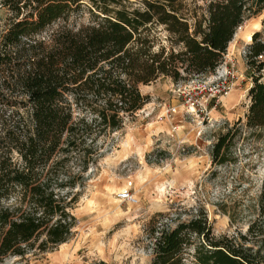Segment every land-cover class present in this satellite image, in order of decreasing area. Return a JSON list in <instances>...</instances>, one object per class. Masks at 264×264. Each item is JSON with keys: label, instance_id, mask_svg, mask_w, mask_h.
<instances>
[{"label": "trees", "instance_id": "obj_1", "mask_svg": "<svg viewBox=\"0 0 264 264\" xmlns=\"http://www.w3.org/2000/svg\"><path fill=\"white\" fill-rule=\"evenodd\" d=\"M182 1L0 0L10 13L0 33V263L69 239L75 176L67 163L87 170L99 138L147 102L140 84L214 72L236 29L264 13V0H205L206 15L191 17ZM83 12L86 21H69ZM246 64L245 125L264 128V28L252 33ZM235 135L227 128L217 137L214 163L226 161ZM149 236L150 264H186L190 253L189 264H261L264 182L245 234L215 236L199 212L173 226L153 220Z\"/></svg>", "mask_w": 264, "mask_h": 264}, {"label": "rangeland", "instance_id": "obj_2", "mask_svg": "<svg viewBox=\"0 0 264 264\" xmlns=\"http://www.w3.org/2000/svg\"><path fill=\"white\" fill-rule=\"evenodd\" d=\"M131 1L142 8V0ZM182 12L201 18L206 1L183 0ZM263 15L236 29L214 72L140 84L147 102L119 130L99 138V155L87 170L79 175L76 161L67 163V173L75 176L68 189L76 219L69 239L0 264H150V222L173 226L199 212L215 236L245 234L264 182V128L245 125L251 86L246 47L252 33L264 28ZM9 17L0 7V33ZM72 17L83 22L88 14ZM227 128L236 135L226 161L214 163L212 146ZM191 260L190 253L185 263Z\"/></svg>", "mask_w": 264, "mask_h": 264}, {"label": "bare ground", "instance_id": "obj_3", "mask_svg": "<svg viewBox=\"0 0 264 264\" xmlns=\"http://www.w3.org/2000/svg\"><path fill=\"white\" fill-rule=\"evenodd\" d=\"M249 39H251V36L249 37Z\"/></svg>", "mask_w": 264, "mask_h": 264}]
</instances>
